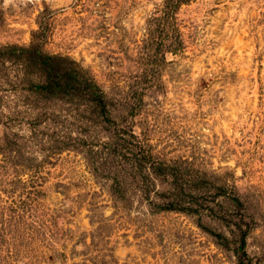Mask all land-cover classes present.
<instances>
[{"label": "rangeland", "instance_id": "obj_1", "mask_svg": "<svg viewBox=\"0 0 264 264\" xmlns=\"http://www.w3.org/2000/svg\"><path fill=\"white\" fill-rule=\"evenodd\" d=\"M34 40L88 71L154 161L205 183L196 212L159 209L171 178L117 166L113 123L41 100L8 64L0 264H239V226L264 264V0H0V46Z\"/></svg>", "mask_w": 264, "mask_h": 264}, {"label": "trees", "instance_id": "obj_2", "mask_svg": "<svg viewBox=\"0 0 264 264\" xmlns=\"http://www.w3.org/2000/svg\"><path fill=\"white\" fill-rule=\"evenodd\" d=\"M45 52L48 51L42 49L40 43L35 40L29 46L1 45L0 82L6 76V66L10 64L18 73H23L22 76L24 82L27 81L28 90L39 95L41 100L60 101L76 107L83 105L84 109L91 112L92 120L95 123L103 124L105 128L113 123L115 140L109 147L116 151L118 159L121 158L117 166L128 165L134 171V176H140L143 181L149 180L152 173L159 177L171 178V193L168 195L171 199L158 205L159 209L180 211L186 214L196 212L197 210L192 206L186 205L185 197L191 196L192 191L196 189L195 186L205 183V180L199 182V177L194 178L192 181L194 183L191 185L185 181L184 176H180V170L176 166L154 161L146 152L143 143L137 140L131 130L121 128L119 123L113 122L105 100L106 96L93 78L89 76L88 71L68 57L50 55ZM147 167L150 175L144 174ZM118 175L117 172L115 174L117 181L115 190L123 194L124 190ZM220 190L225 192V188H220ZM148 192L147 186L145 196ZM232 202L240 203L236 197L232 199ZM239 229L241 235L235 250L237 261L239 264H252L245 251L248 231H243L241 226ZM219 237L221 238V235ZM225 239L223 240L225 241Z\"/></svg>", "mask_w": 264, "mask_h": 264}]
</instances>
